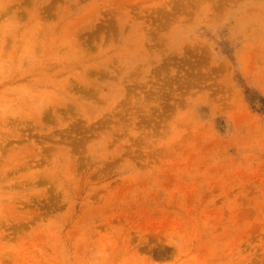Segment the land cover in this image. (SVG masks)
<instances>
[{"label": "rangeland", "instance_id": "1", "mask_svg": "<svg viewBox=\"0 0 264 264\" xmlns=\"http://www.w3.org/2000/svg\"><path fill=\"white\" fill-rule=\"evenodd\" d=\"M0 264H264V0H0Z\"/></svg>", "mask_w": 264, "mask_h": 264}]
</instances>
